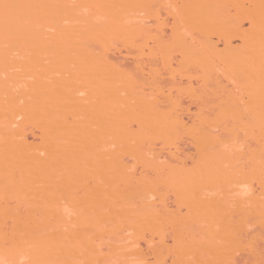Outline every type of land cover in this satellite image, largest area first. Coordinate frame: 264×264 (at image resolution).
Returning <instances> with one entry per match:
<instances>
[{
  "label": "bare ground",
  "instance_id": "bare-ground-1",
  "mask_svg": "<svg viewBox=\"0 0 264 264\" xmlns=\"http://www.w3.org/2000/svg\"><path fill=\"white\" fill-rule=\"evenodd\" d=\"M0 264H264V0H0Z\"/></svg>",
  "mask_w": 264,
  "mask_h": 264
}]
</instances>
